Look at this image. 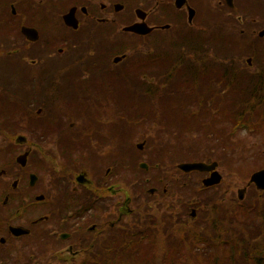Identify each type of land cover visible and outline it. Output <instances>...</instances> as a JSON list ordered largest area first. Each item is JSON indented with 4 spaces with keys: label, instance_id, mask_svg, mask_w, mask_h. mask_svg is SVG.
<instances>
[{
    "label": "flooded vegetation",
    "instance_id": "af4514ba",
    "mask_svg": "<svg viewBox=\"0 0 264 264\" xmlns=\"http://www.w3.org/2000/svg\"><path fill=\"white\" fill-rule=\"evenodd\" d=\"M210 1L0 0V95L7 93L6 102L0 100V264H84L109 253L116 230L129 226L126 218L141 207H130L128 195L117 204L113 200L119 190L113 185L131 172L142 171L141 180L148 182L141 192H169L163 178L153 182L149 173L166 165L154 153L162 144L152 145L168 141L164 136L172 125L164 120L147 139L148 132L131 144L138 130H149L154 107H119L113 91L137 93L147 105L168 86L173 90L165 94L186 96L199 77L197 92L208 95L211 59L218 58L213 54L225 39L221 33L234 28L263 44L258 33L264 27L250 29L241 15L258 9L262 16L264 0H216V12H210ZM245 63L254 68L252 57ZM63 99L77 106L78 121L68 126L57 115L69 109ZM193 118L188 111L177 114L182 135L191 134ZM15 125L27 136H10L4 146V133ZM52 142L57 151L46 147ZM135 176L138 185L139 172ZM220 184L198 186L197 192ZM195 210L186 213L191 220Z\"/></svg>",
    "mask_w": 264,
    "mask_h": 264
},
{
    "label": "rangeland",
    "instance_id": "374dc122",
    "mask_svg": "<svg viewBox=\"0 0 264 264\" xmlns=\"http://www.w3.org/2000/svg\"><path fill=\"white\" fill-rule=\"evenodd\" d=\"M216 0L210 1V12H216L217 8L215 6ZM205 6V3H204ZM252 9L250 14H242L241 17L244 19V23H251L250 29H261L264 27V12L261 15L260 10L253 11ZM252 12H258V13H252ZM205 15V10L202 12ZM258 14H260L258 16ZM248 19L250 21H248ZM254 19V21L252 20ZM253 21V22H252ZM200 24H203V21H200ZM242 25V24H241ZM235 27V26H234ZM241 26L238 24V29ZM234 28H229L227 31L221 33V36L231 39H235V36L238 35V42L245 43L243 46L244 48L238 49V42L236 44L230 43L229 46L226 45V56L228 61L234 60L236 64H240L243 68L246 67L245 59L247 57L251 56H245V55H238L239 51L241 54H245L246 52H250L251 49H254V43H251V36L246 37L245 35H241L239 31H232ZM248 29V27H247ZM249 34V33H248ZM246 34V35H248ZM235 35V36H234ZM237 39V38H236ZM264 44V42H263ZM247 45V46H246ZM262 49H264V46H261ZM239 50V51H238ZM249 54V53H247ZM241 56V57H240ZM227 61V62H228ZM253 67L252 70L260 69V66L257 64L256 60L252 59ZM223 61L218 62V64H222ZM230 63V62H229ZM256 71V70H255ZM5 72V71H3ZM211 78V76H210ZM211 88V87H210ZM113 97L116 98L117 95L122 94L121 98L124 96V98H127L129 100V104L132 105L134 100L132 98H129L127 94L124 92L117 91L115 89L113 91ZM224 94V100L222 102V107H224V110H227L230 114L228 117H226L224 124L218 125L214 129L211 128V130L214 131L210 132L211 130H208L210 127L205 126V130H203V134H207V131L209 132L207 138L204 137V135H198V133H191V134H183L182 135V127L179 131V136L176 140L174 132L178 130L177 124V114L174 113L175 111L179 110L180 102L182 100L179 98L174 99L173 95H163L161 98H151L149 97L146 104L140 99L139 95L135 93L133 96L136 97V99L139 100L138 107H150L149 105L152 104L154 107L153 110H149V113L151 115L153 122L149 125V130L147 131H137L135 135L131 138V144H137L139 142V137L148 132V134L144 137V139H147L151 135L152 129H156V124H164V120H168V123L172 125L170 129L167 131V134L164 136L165 139L168 141H159L157 143H154L152 145V148L155 147L159 148V144H163V148L161 152L158 150L154 153L158 156V159H160L164 164L166 165H160L156 170L157 173H149L150 176H153V182L160 181L161 178L164 179V183L166 184L167 192L166 194L160 192L158 194H145L144 192H141L144 187L148 186V182H143L141 180V176H144L142 171H138L140 174L139 186L135 183L137 182V176H135L138 172L132 173L130 176L125 175L123 178L127 179L124 182H116L114 186V189H119L118 192H116L115 196L113 197L114 203L117 204L118 201H122L127 195L132 198V202L130 204V207L136 208L139 207L141 213H144V219L145 222L149 223L152 226H158L161 224V227L157 230H155V237L156 240L162 241V244L166 245L170 248V253L167 254L165 252V258L162 261V258L164 257V252L162 250L156 249V257L154 260H156V264H206L209 261L207 252H204L203 247L204 243L198 242L196 244H193V241L195 238H188L191 228L197 227L201 231H207V234H201L198 233V235L201 236H208L210 237L213 235L214 232H211V223L212 219L210 216V210L209 206H206V202H214L221 201L225 203L226 206L229 204H232L233 207L230 211V214L232 215L233 211H235V204L234 200H238L237 198V190L241 189L243 187H246V193L245 198L243 200L238 201H245L244 205L242 207H238V217L240 218L241 222V229L240 225L238 224V247L244 248L248 250L250 253H254V250L261 249L264 250V237H258L255 236V225L258 226L260 222L258 219H256L254 216L247 214L245 212L246 207L248 203H250V200L256 193H253L252 188L247 185L249 178L251 174L261 168H264V125H248L245 127H241V125H233L235 120H232V118L245 120L246 117L251 115V113L242 112L240 116H238V111L230 112V109L228 107L229 104H232V106H238V91L236 88H234L233 84L225 85L224 91L220 90H213L211 88L210 94L212 96L218 95V94ZM256 101H264V92L260 93L259 96H256L254 98ZM179 101V102H178ZM63 102L65 106L69 108L67 111H59L57 113L58 117L62 120V122H65V125L68 126V123L70 122H76L78 121V117H76V114H74V111L76 112L77 107L75 104L71 103L69 100L63 99ZM89 102V101H87ZM90 103V102H89ZM247 103L240 104L238 107H246ZM25 105L23 104V106ZM33 107V106H32ZM117 107V106H115ZM123 107H132V106H123ZM163 107H165L163 109ZM38 108V107H33ZM250 109V107L248 108ZM79 111V110H78ZM35 112V111H34ZM252 112V111H251ZM23 121H28V116L23 113ZM252 119L255 120V122L259 121L262 118V115H264V106L257 105L254 109V112L252 113ZM168 115V117H167ZM221 113L219 112L218 116L221 119ZM43 116H47V113H44ZM236 116V117H235ZM218 118V119H219ZM242 118V119H241ZM193 120V119H192ZM191 121V120H190ZM188 121V122H190ZM193 123V122H192ZM76 127L79 126L78 123L75 124ZM184 125H186V121H184ZM191 126V124H189ZM17 125L13 126V128H9L7 133H4V136L7 138L4 144L6 146V143L10 141L9 137H13V141L15 140V137L20 135L27 136L25 130H21V128H17ZM187 126V125H186ZM15 127V128H14ZM135 125L133 123L128 124V130L131 131ZM13 131H12V130ZM74 128L73 130H75ZM72 130V131H73ZM235 132V133H233ZM17 134V135H16ZM16 135V136H15ZM218 137L220 144H214L216 140H213L212 138ZM186 138V139H184ZM205 138V139H204ZM225 139V143H221L222 140ZM3 141V140H1ZM212 141V142H209ZM143 145V144H142ZM49 148L48 150L51 152L57 151V144L55 142L49 143L47 146ZM147 147V144L145 148ZM156 149V148H155ZM138 153H144L140 150ZM177 154H184L185 160L187 161H204L206 163H210L211 161H217L218 162V170L220 171L222 175V181L221 184L217 186V189L211 188L207 191H201L200 193L197 192L198 186H201V179L204 177L201 173H189V174H183L178 169H173V163L170 162L172 159H177ZM181 160V161H185ZM158 161V160H157ZM158 161V162H161ZM161 162V163H162ZM163 164V163H162ZM176 165V163H175ZM147 174V173H145ZM161 177V178H160ZM144 178V177H143ZM160 178V179H159ZM159 179V180H158ZM158 180V181H157ZM171 180L175 181L179 184L186 183L187 185L184 188H177V184L175 182H171ZM128 182V183H127ZM248 186V187H247ZM175 189L176 190L175 192ZM256 191V190H255ZM147 192V188H146ZM140 193L141 196L136 197V194ZM138 195V194H137ZM143 195V196H142ZM221 197V198H220ZM187 198V199H186ZM189 200H194L196 204L192 205L190 207L188 205ZM185 202V203H184ZM190 204V203H189ZM197 210V220H191V218H188L186 213L190 214L191 209ZM229 208L230 205H229ZM223 209V208H222ZM195 210V211H196ZM229 210V209H228ZM261 211V209H258ZM188 214V215H189ZM212 217L215 215L213 212L211 213ZM118 216V214H115V218ZM209 216V218L207 217ZM233 216V215H232ZM242 216V217H240ZM254 217V218H253ZM136 218V214H133L126 218V223H136L134 220ZM250 218H253L250 220ZM143 219V220H144ZM259 222V223H258ZM143 222V226L147 225ZM124 225V224H122ZM127 225V224H126ZM149 234H153L152 230H148ZM264 231V230H263ZM192 239V240H191ZM211 239V238H210ZM181 240V241H180ZM190 241V246L186 247L184 246V243ZM176 243H179L177 245ZM183 246V247H181ZM38 250H36L37 252ZM173 252V253H172ZM42 255V254H41ZM222 255L218 257H222ZM64 257V256H63ZM62 257V258H63ZM210 257V255H209ZM211 258V257H210ZM43 259V256H41L40 260ZM147 259V257H146ZM149 258L147 259V261ZM241 261L240 264H258L257 258H255L253 261H249L248 257L243 255V252L241 254H238V261ZM262 263L264 264V256L262 258ZM239 264V263H238Z\"/></svg>",
    "mask_w": 264,
    "mask_h": 264
},
{
    "label": "trees",
    "instance_id": "16d2710c",
    "mask_svg": "<svg viewBox=\"0 0 264 264\" xmlns=\"http://www.w3.org/2000/svg\"><path fill=\"white\" fill-rule=\"evenodd\" d=\"M221 36V39H224L223 42H220V47L218 48V53L213 55H218V58L212 57L211 59V65L209 70V76L210 78V87L215 90L224 91L225 85L233 84L234 88L238 91V106L243 103H247L246 107H238V106H232V104H229L228 107L230 109V112L238 111V116L242 112L251 113L248 117L245 118L247 121L239 120L232 118V120H235L233 125H241V126H254V125H264V115H262V118L255 122V120H251L253 116L254 109L257 105L264 106V101H256L254 98L256 96H259L260 93L264 92V49H262L261 46H264L260 42L257 41V43H254L253 46L254 49H249V52H246L245 54H241L239 51L238 55H245V56H251L252 59L256 60L257 64L260 66V69H258L259 72H256L255 70L250 69L247 65L245 68H243L239 63L238 66H232L229 65V63H224L227 59L226 56V45L229 46L230 43L236 44L238 40L231 39ZM257 39V38H255ZM240 46H238V49L244 48L245 43H239ZM247 46V45H246ZM249 53V54H247ZM241 57V56H240ZM225 59V60H224ZM228 60V59H227ZM223 61L222 64H218V62ZM204 72V71H202ZM201 72V73H202ZM199 77L193 80V84L191 86V90L188 92L186 96L181 94H170L173 95L172 97L174 99H181L182 102H180V106L178 111H175L174 113H184L185 111H188L189 113L193 114V123L191 126H189L188 132H195L198 133V135H204V137L207 138L209 132L207 131V134H203V130H205L206 127L208 130L214 129L217 127L216 124H213L212 121H221L225 122L226 117L230 114L227 110H224V107H222V102L224 100V94H218L212 96L211 94L208 95H201L197 92V89L199 86H197V83ZM200 84V83H199ZM187 84H184L181 88H184ZM202 88V86L200 85ZM189 88V85L187 86V89ZM180 91L179 88H176ZM173 90L172 87H167L166 90L161 92L163 95L169 91ZM187 91V90H186ZM7 93L4 91L2 95H0V100L2 102H6L5 99H7ZM162 95V96H163ZM129 96V95H128ZM160 96L159 98H161ZM3 97V98H2ZM140 97V96H139ZM128 98V97H127ZM127 98H124V96L121 98V96H118L115 98L114 102L119 105L123 106H131L128 102L129 100ZM129 98H132L134 102L132 105H139V100L136 99L135 96L130 95ZM141 98V97H140ZM156 98V97H152ZM8 101L11 103L10 99L8 98ZM201 101V102H200ZM179 102V101H178ZM209 103V107H201L200 105L203 103ZM119 106V107H123ZM250 107V109H248ZM165 107H163L164 109ZM252 111V112H251ZM221 113V119L219 118L218 114ZM6 111H3V119L4 114ZM197 114H199L200 118L197 119ZM11 117V113L8 115ZM207 116L209 119V122H205L203 120L204 117ZM236 117V116H235ZM219 118V119H218ZM200 119V121H198ZM242 119V118H241ZM197 120V121H196ZM202 120V121H201ZM210 132H213L211 130ZM205 139V138H204ZM213 140H216L214 144H220L218 137L212 138ZM225 139L222 140L221 143H225ZM212 142V141H209ZM171 162L174 164L176 162L175 159H171ZM161 163V162H160ZM253 190V193L255 192L256 195L252 197L250 200V203L247 204L245 212L247 214H250L254 216L260 224L258 226L255 225V236L258 237H264V193H261V191H255L253 187H251ZM221 198V197H220ZM245 201H238L234 200L235 204V211H233L232 215L230 214V211L233 207L232 204H229L231 208H229V205L226 206L225 203L219 201H214L212 203L206 202V206H209L210 204V216L212 219L211 223V232H214L213 235L210 237L201 236L198 235V233L201 234H207V231H201L197 227L191 228V232L188 236V238H195L193 241V244H196L198 242L204 243L203 250L204 252H207L209 261L206 264H240V260L238 261V254H241L243 252V255L248 257L249 261H253L255 258H257L258 264L262 263V258L264 256V250L256 249L254 250V253H250L248 250L244 248L238 247V224L241 222L239 221L240 218L238 217V207H242L245 203ZM223 208V209H222ZM229 209V210H228ZM258 209H261L259 211ZM214 213L215 215L212 217L211 213ZM136 220L132 222L129 226H127L125 229L116 230L114 234V239L112 241L111 247H108L105 251H109L104 253L101 252L97 257L98 258H90L89 260L85 261L84 264H156V249H160L164 252L162 261L165 258V252L167 254L170 253V248L166 245L162 244V241L156 240L155 237V230L158 231V229L161 227V224H159L157 227L152 226L147 222H145L144 219V213H141L140 210H137L135 212ZM209 218V216H207ZM242 217V216H240ZM253 217V218H254ZM253 218H250L252 220ZM144 219V220H143ZM198 219V218H197ZM196 219V220H197ZM144 223L147 225L143 226ZM258 222V223H259ZM239 224V225H240ZM241 229V225H240ZM148 230H152L153 234H149ZM159 232V231H158ZM211 238V239H210ZM192 240V239H191ZM184 243V246L188 247L190 246V241ZM181 241V240H180ZM179 245V243H176ZM183 247V246H181ZM108 253V254H107ZM173 253V252H172ZM220 258L218 256L222 255ZM149 260L147 261V259ZM199 264V263H196Z\"/></svg>",
    "mask_w": 264,
    "mask_h": 264
},
{
    "label": "water",
    "instance_id": "95a60500",
    "mask_svg": "<svg viewBox=\"0 0 264 264\" xmlns=\"http://www.w3.org/2000/svg\"><path fill=\"white\" fill-rule=\"evenodd\" d=\"M227 1L229 2L230 5H232V3H230V0ZM258 35L260 37L264 36V29H262L258 33ZM249 61L250 59H248V62ZM139 146H142V144H140ZM216 167H217V162H213L211 164H206L205 162H191V163H181L178 165V168L184 172H190L193 170H198L201 172H210V175L202 180V183L206 187L220 183L222 176L216 170ZM252 183L255 185L257 189L264 190V168L257 170L251 174L250 179L248 181V185ZM245 191H246L245 187L242 189H238V198L240 200L243 199Z\"/></svg>",
    "mask_w": 264,
    "mask_h": 264
}]
</instances>
